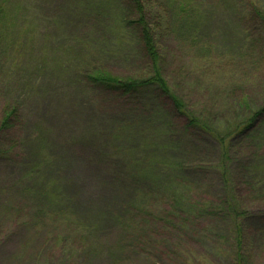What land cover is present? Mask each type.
Segmentation results:
<instances>
[{
    "label": "rangeland",
    "instance_id": "rangeland-1",
    "mask_svg": "<svg viewBox=\"0 0 264 264\" xmlns=\"http://www.w3.org/2000/svg\"><path fill=\"white\" fill-rule=\"evenodd\" d=\"M189 1L192 5L187 13L180 10L185 0L152 1L153 17L165 18L162 22L153 19L162 35L163 72L198 117L222 128L221 122L229 124L245 114L238 110L236 100L247 97L252 108L264 104V31L261 20L253 15V4L264 10V0ZM11 2L16 11L10 12L8 21L0 22V113L7 102L16 103L23 122L16 129L20 145L15 151L3 154L13 134L5 132L0 138V264H46L61 258L62 264H75V257L70 261L72 254L66 259L56 251L62 233L71 242L87 238L98 247L81 252L78 264H176L175 258L161 257L157 251L150 256L153 250L143 247V256H119L135 244L134 225L118 224L119 216H127L137 206L138 191L132 190V183L148 190L153 180L132 178L128 150L126 155L114 154L115 144L128 147V143L117 141L112 131L119 133L132 123L148 125V116L138 117L123 104L103 100L86 79L96 66L124 75L140 73L142 66H149L140 44L129 42L113 11V18L106 19L102 0L94 1L91 16L85 9L78 15L82 8L76 0ZM28 22L33 30L14 56L9 39L17 41V27L23 29ZM126 107L132 106L127 102ZM159 125L163 127L161 121ZM181 133L176 139L185 144L167 151L168 155L184 160L185 175L199 183L197 195L210 197L207 194L220 190V175L214 167L220 156L214 148L217 142L211 136H197V153L192 154V138L183 139ZM47 142L59 156L58 162L46 156ZM243 142L239 139L235 144L242 146ZM141 143L142 138L132 146H141L146 155L153 152ZM249 146L258 150L261 143ZM248 156L240 155L235 165H254ZM58 178L63 193L71 198L63 202L72 205L39 207L43 198L34 188L47 192L46 187ZM249 205L264 208L263 201ZM72 222L86 226L88 233L72 227ZM209 243L200 239L191 243L197 263L219 260ZM220 262L228 264V258L223 256ZM247 264H264V235Z\"/></svg>",
    "mask_w": 264,
    "mask_h": 264
},
{
    "label": "trees",
    "instance_id": "trees-1",
    "mask_svg": "<svg viewBox=\"0 0 264 264\" xmlns=\"http://www.w3.org/2000/svg\"><path fill=\"white\" fill-rule=\"evenodd\" d=\"M76 1L82 8L78 15L85 9L91 16L96 8L95 0ZM102 1L105 2L106 19L112 17L111 11H113L118 23L125 29L126 38L131 43L140 44L146 57L145 61L148 60L149 63L147 67L142 66L143 70L140 73L133 75H124L104 66H96L86 78L89 81L88 86L99 93L103 100L118 106L123 104L130 114H136L138 117L148 116L145 117L149 122L148 125L143 122L132 123L124 125L119 133L118 130L112 131L117 141L128 143V147L125 144H115L114 154L126 155L128 150L132 161V178L138 181L148 178L153 180L151 189L148 190L135 181L132 183V190L137 188L138 191L137 206L129 212V217L119 216L118 224L125 227L127 224L129 227L134 225L135 244L131 248L127 247L119 256L132 254L143 256L144 251L141 248L143 247L146 250L148 248V251L153 250V253L148 254L150 256L156 255L157 251L161 257L175 258L176 264H199L194 256L195 245L191 243H196L197 239H200L213 244L210 245V249L219 260L212 264H224L220 262L223 256L228 258V264H247L250 255L264 235V208L252 209L249 205L258 201L264 202L261 198L264 196L261 195L264 192V104L252 108L247 97L236 100L238 110L245 114L236 116L229 124L221 122L222 128L215 127L208 119L198 117L188 102L170 86L164 75L160 40L162 35L158 31L159 23L157 24L153 19L162 22L165 18L163 15L160 17V14L153 17V5H151L153 0ZM191 5L189 0L180 2L181 12L187 13ZM253 5V15L261 20L264 31V10ZM11 9V0L0 1V22L10 19L8 18L10 12L16 11ZM17 29L20 31L17 41L14 42L13 38L9 39V48L14 56L20 53L25 37L33 30L30 22L25 28L21 29L18 26ZM255 31L261 34L259 28ZM69 74L70 79L72 74L68 73L67 76ZM127 102L132 107H126ZM141 110L142 114L135 113ZM159 121L163 123V127L159 125ZM22 122L19 106L7 102L0 113V138L5 132L14 136L9 137L7 149L3 154L12 153L17 145H20L16 129ZM179 131L182 132L180 135L183 139L192 138V154L197 153V136L198 138L211 136L217 142L214 148L220 156L214 167L220 175V190L214 194H207L210 197L198 196L199 183L194 177L185 175L187 172L185 161L168 155L167 151H176L184 143L176 139ZM103 134L101 140L105 138V132ZM164 136L166 138L162 139ZM14 137L16 140L12 139ZM140 138L145 150L153 151L151 154H144L145 151L140 148L141 146H132L135 142H139ZM239 139L244 140V145L235 144ZM256 142H260L261 146L258 150H253L249 145ZM23 144L27 148L28 140ZM214 148L212 152L216 153ZM44 151L49 160L58 162L59 156L53 152L48 142ZM245 153L255 164L235 165L240 155ZM179 172L184 179L183 182L180 181L181 177H177ZM119 181L122 182V179ZM62 186L61 179L58 178L56 182L50 184V188L46 187L47 192L42 193L38 191L39 187L34 188L38 189L36 191L43 198L44 203L39 207L46 209L49 203L71 206L72 203L63 202L66 197L69 200L71 198L65 191V194L63 193ZM250 192L255 197L251 196ZM164 199L168 203L163 204L161 200ZM133 202L135 201H131ZM71 226L75 229L82 227V232L88 233L86 226L76 222H72ZM128 238L129 235H125L127 241ZM74 242L68 239L66 233H62L56 241V251L64 253L66 259H70L67 256L72 254L70 261L75 257L73 260L75 264H78L77 256L81 252L98 250V247H93L94 245L87 238H82L78 243ZM179 256L182 259L178 261ZM61 259L46 264H62Z\"/></svg>",
    "mask_w": 264,
    "mask_h": 264
}]
</instances>
